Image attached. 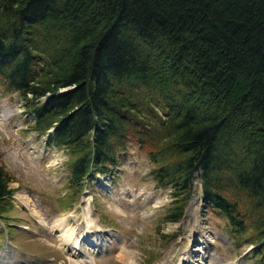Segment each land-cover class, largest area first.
<instances>
[{
    "label": "trees",
    "instance_id": "16d2710c",
    "mask_svg": "<svg viewBox=\"0 0 264 264\" xmlns=\"http://www.w3.org/2000/svg\"><path fill=\"white\" fill-rule=\"evenodd\" d=\"M0 81L68 153L70 189L133 144L167 223L196 179L264 264V0H0ZM8 183L0 167L2 203Z\"/></svg>",
    "mask_w": 264,
    "mask_h": 264
},
{
    "label": "rangeland",
    "instance_id": "374dc122",
    "mask_svg": "<svg viewBox=\"0 0 264 264\" xmlns=\"http://www.w3.org/2000/svg\"><path fill=\"white\" fill-rule=\"evenodd\" d=\"M31 123L30 109L0 81V167L12 192L0 202V264H125L117 259L121 250L131 264H255L250 235H231L205 208L198 180L180 221L167 223L171 192L151 180L147 151L127 143L116 168L73 191L68 153L47 146ZM61 219L65 231L74 230L75 250L61 249Z\"/></svg>",
    "mask_w": 264,
    "mask_h": 264
},
{
    "label": "bare ground",
    "instance_id": "6f19581e",
    "mask_svg": "<svg viewBox=\"0 0 264 264\" xmlns=\"http://www.w3.org/2000/svg\"><path fill=\"white\" fill-rule=\"evenodd\" d=\"M64 220L61 219L59 222L55 223V226H57L56 229H58L60 231L59 237H60V241L62 242L61 249L63 251H65V249L66 250H68V249H74L75 248V245H76V244L73 243L74 241H72L73 240L72 238H74V230H69L68 228H66V231H65L64 226H63ZM69 246L71 248H69ZM124 251L125 250H121V252L117 256L118 257L117 259L119 261H121V262H125V264H128V263L131 264L130 263L131 260H129V257H128L129 254H127V252L124 253ZM179 263L180 264H185V263H187V264H193V260L191 258H188L186 261H182V262H179Z\"/></svg>",
    "mask_w": 264,
    "mask_h": 264
}]
</instances>
